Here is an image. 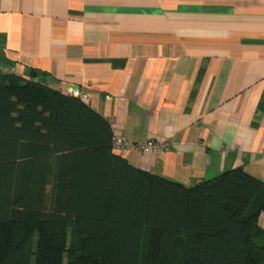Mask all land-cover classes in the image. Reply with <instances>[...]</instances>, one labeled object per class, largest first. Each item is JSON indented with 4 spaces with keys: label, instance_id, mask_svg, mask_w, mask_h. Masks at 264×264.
<instances>
[{
    "label": "crops",
    "instance_id": "0c3cea01",
    "mask_svg": "<svg viewBox=\"0 0 264 264\" xmlns=\"http://www.w3.org/2000/svg\"><path fill=\"white\" fill-rule=\"evenodd\" d=\"M0 71L85 92L129 142L167 141L122 154L145 172L264 184V0H0Z\"/></svg>",
    "mask_w": 264,
    "mask_h": 264
},
{
    "label": "trees",
    "instance_id": "16d2710c",
    "mask_svg": "<svg viewBox=\"0 0 264 264\" xmlns=\"http://www.w3.org/2000/svg\"><path fill=\"white\" fill-rule=\"evenodd\" d=\"M111 135L42 74L0 71V264H264L261 181L236 167L185 186Z\"/></svg>",
    "mask_w": 264,
    "mask_h": 264
},
{
    "label": "built area",
    "instance_id": "2783aa9c",
    "mask_svg": "<svg viewBox=\"0 0 264 264\" xmlns=\"http://www.w3.org/2000/svg\"><path fill=\"white\" fill-rule=\"evenodd\" d=\"M64 94L73 95L79 97L82 101L88 99V96L83 91H77L70 88H66ZM112 135L111 137V146L112 150L117 154H124L128 151L135 150L145 154H158L164 153L168 150L169 144L167 141H155V140H148L145 142H129L126 137L122 136L123 134L116 127L114 120H109Z\"/></svg>",
    "mask_w": 264,
    "mask_h": 264
},
{
    "label": "rangeland",
    "instance_id": "374dc122",
    "mask_svg": "<svg viewBox=\"0 0 264 264\" xmlns=\"http://www.w3.org/2000/svg\"><path fill=\"white\" fill-rule=\"evenodd\" d=\"M68 232H69V234H68L67 237H69V242H70V239H71L70 235H72L71 228H69V231ZM32 261H33V258L31 259L30 264H33Z\"/></svg>",
    "mask_w": 264,
    "mask_h": 264
}]
</instances>
